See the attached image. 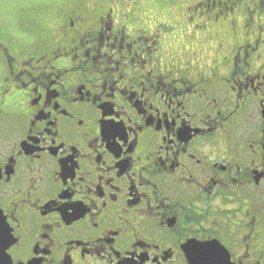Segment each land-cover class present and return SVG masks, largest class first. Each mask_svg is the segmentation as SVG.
I'll return each mask as SVG.
<instances>
[{
	"label": "flooded vegetation",
	"instance_id": "flooded-vegetation-1",
	"mask_svg": "<svg viewBox=\"0 0 264 264\" xmlns=\"http://www.w3.org/2000/svg\"><path fill=\"white\" fill-rule=\"evenodd\" d=\"M136 1L0 30V264H264V0Z\"/></svg>",
	"mask_w": 264,
	"mask_h": 264
},
{
	"label": "rangeland",
	"instance_id": "rangeland-1",
	"mask_svg": "<svg viewBox=\"0 0 264 264\" xmlns=\"http://www.w3.org/2000/svg\"><path fill=\"white\" fill-rule=\"evenodd\" d=\"M155 1V2H153ZM197 0H173L169 2L168 0H137L135 8L137 12L142 16L147 14L148 21L154 20L155 16L162 20L165 18L166 21H171L173 27H176L174 37L173 32L166 36L167 43H173V40H176L179 45H181V40H184L186 44L188 40L194 39V33L190 32L187 35L184 34L183 30L179 28L183 27L184 22L186 21V16L191 12L192 9L188 8L193 5ZM69 0H0V30H14L22 28L21 24H26L30 26V20L33 17L38 16L44 12L51 14L55 12V9L63 3L68 4ZM241 17V16H240ZM25 22L21 23L22 21ZM241 24V23H240ZM226 33V32H225ZM215 35L217 38V33H209V37ZM203 38H206L205 35H197L196 39L191 42L200 41L204 45ZM216 41V42H215ZM213 41L211 44L216 46L217 40ZM176 45L172 44V47H169L170 51H173V47Z\"/></svg>",
	"mask_w": 264,
	"mask_h": 264
},
{
	"label": "trees",
	"instance_id": "trees-1",
	"mask_svg": "<svg viewBox=\"0 0 264 264\" xmlns=\"http://www.w3.org/2000/svg\"><path fill=\"white\" fill-rule=\"evenodd\" d=\"M214 1V0H213ZM237 1V0H236ZM244 0H242V2H243ZM230 2V1H229ZM231 3V2H230ZM244 5H242V6H237V11L239 12V14H241V15H243L244 14V11L246 10V7H247V5L248 4H246V3H243ZM232 5V4H231ZM237 5H239V4H237ZM236 7V6H235ZM227 33V32H226ZM228 34V33H227Z\"/></svg>",
	"mask_w": 264,
	"mask_h": 264
}]
</instances>
